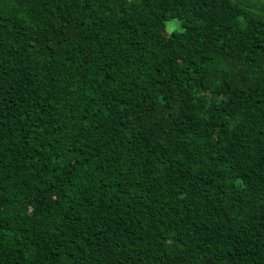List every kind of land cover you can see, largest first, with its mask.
I'll list each match as a JSON object with an SVG mask.
<instances>
[{
    "label": "trees",
    "instance_id": "1",
    "mask_svg": "<svg viewBox=\"0 0 264 264\" xmlns=\"http://www.w3.org/2000/svg\"><path fill=\"white\" fill-rule=\"evenodd\" d=\"M0 264H264V0H0Z\"/></svg>",
    "mask_w": 264,
    "mask_h": 264
},
{
    "label": "rangeland",
    "instance_id": "2",
    "mask_svg": "<svg viewBox=\"0 0 264 264\" xmlns=\"http://www.w3.org/2000/svg\"><path fill=\"white\" fill-rule=\"evenodd\" d=\"M171 24H172V23H171ZM175 24H176V26L178 25V28H179V29H181V28H180V24H179L178 21H175V23H174V27H175ZM172 30H173V28H172Z\"/></svg>",
    "mask_w": 264,
    "mask_h": 264
}]
</instances>
